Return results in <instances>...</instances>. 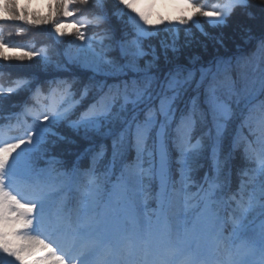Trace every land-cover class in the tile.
<instances>
[{"label": "snow or ice", "instance_id": "6c2138e0", "mask_svg": "<svg viewBox=\"0 0 264 264\" xmlns=\"http://www.w3.org/2000/svg\"><path fill=\"white\" fill-rule=\"evenodd\" d=\"M188 2L191 15L160 27L135 14L130 0H114L111 14L127 16L131 29L117 36L104 27L107 0H54L57 13L75 20L71 43L78 49L56 67L91 76L87 83L75 73L51 81L47 96L36 73L0 84V102L30 94L20 114L23 134L0 139V264H264V102L248 107L264 96V30L243 29L250 55L182 61L179 25L191 23L207 37L197 17L211 28L237 11L255 19L253 0H223L212 10ZM258 3L264 9V0ZM0 14L4 22L28 20L19 0H0ZM53 23L64 37L65 25ZM85 24L103 31L86 36ZM161 31L171 35L158 51L146 41ZM7 47L0 36L3 59H10ZM24 56L49 63L45 50L17 58ZM241 94L246 114L234 107ZM61 143L76 146L71 159L55 155ZM204 160L209 170L197 180ZM138 253L141 259H129Z\"/></svg>", "mask_w": 264, "mask_h": 264}, {"label": "trees", "instance_id": "16d2710c", "mask_svg": "<svg viewBox=\"0 0 264 264\" xmlns=\"http://www.w3.org/2000/svg\"><path fill=\"white\" fill-rule=\"evenodd\" d=\"M196 2L207 4L209 7L206 10H212V5L223 3V0H196ZM19 3L25 7L28 20L4 22L0 19V36L4 38V42L8 45L4 50L7 56L10 57V59L0 57V84L8 87L10 86V80H16L27 77L28 74L36 73L40 81L45 85L44 96H47V85L49 82L73 79V73H75V79L87 83L91 73L80 72L74 66H70L71 71L69 72L61 71L56 67L57 63L61 65L68 64V58L65 55L66 52L75 55L78 51L76 45L71 43L75 40L73 28L75 20L70 18L66 19L62 13H57L54 0H19ZM106 6L109 10V19L104 27L115 29L117 36L121 35L123 31H131L127 16L120 19L111 14L115 10L114 0H107ZM83 7V5H75L76 9ZM251 11L254 13L255 19H249L245 14L237 11L226 25L216 28L209 27L207 22L197 17V19L201 20L204 29L209 33L207 37L202 35L191 23L180 27L178 46L181 48V60L185 61L189 55H197L202 58L205 64H208L216 56L230 58L233 56L250 55L254 46L244 44L243 29L245 27H251L257 34L261 30H264V9L261 8L258 0H253ZM2 15L0 14V16ZM77 19H80V17L77 16ZM32 20H38L39 23L33 24L31 23ZM54 21L65 25L63 28L65 33L64 37H60L58 33H55ZM186 30L188 33L187 41ZM81 31H84L86 36H93L101 33L103 28L85 24L81 26ZM170 35V33L161 31L159 36L152 38L150 41H146V43L155 45L159 51L160 39L165 36L170 37ZM16 49L19 51H16ZM41 50H45V54L49 58L47 66H45L43 58H40L39 61H37V58L29 60L27 56H24L23 59L17 58L24 52L35 51L40 53ZM169 58H172L171 52H169ZM161 66L165 67L163 57H161ZM107 83L112 84L113 81L108 80ZM52 87H56V85L52 84ZM240 87H243V85L241 84ZM29 96V93L12 95L0 102V135L5 134L9 138L23 134L26 125L22 122L25 118L20 114L23 111L24 102L29 100ZM236 100L239 101L238 104L235 103ZM261 102H264V96L257 94V99L251 105H248V107L256 108ZM245 104L246 101L243 94L240 97L234 98L236 111H244L246 114L247 109L245 108ZM18 116L21 121L19 124L17 123ZM8 117H12V119L9 120L7 119ZM27 123H31V117L27 118ZM9 124L12 125L10 129L7 127ZM238 126L239 121L229 126V137L225 141V151H227L231 137L235 135ZM201 130L198 128L197 133ZM61 131L71 135L67 129H61ZM245 134H247V129H245ZM75 149L76 146L74 145L61 143L54 149V153L59 159H71L72 157L69 153L75 151ZM202 163L204 167L195 174L197 180L202 179L205 172L209 170L210 161L204 160ZM231 165L232 188L235 190L239 184L237 171L242 166L239 152L236 153Z\"/></svg>", "mask_w": 264, "mask_h": 264}, {"label": "rangeland", "instance_id": "374dc122", "mask_svg": "<svg viewBox=\"0 0 264 264\" xmlns=\"http://www.w3.org/2000/svg\"><path fill=\"white\" fill-rule=\"evenodd\" d=\"M130 2L133 4L135 14L144 12L153 25H159L160 27L164 26L160 23L161 21L165 22V24L168 21L175 22L177 17H187L193 12V8L188 0H130ZM180 27L182 25H179ZM0 139H7V137L2 135ZM43 238V236L40 237V239ZM36 247L39 246L37 245ZM57 255H61V253L58 252ZM142 257L143 253H138L135 257L129 259L138 260ZM28 259L31 261L33 257H28Z\"/></svg>", "mask_w": 264, "mask_h": 264}, {"label": "bare ground", "instance_id": "6f19581e", "mask_svg": "<svg viewBox=\"0 0 264 264\" xmlns=\"http://www.w3.org/2000/svg\"><path fill=\"white\" fill-rule=\"evenodd\" d=\"M53 247H55V244H53Z\"/></svg>", "mask_w": 264, "mask_h": 264}]
</instances>
